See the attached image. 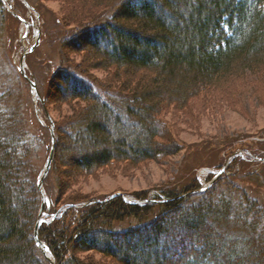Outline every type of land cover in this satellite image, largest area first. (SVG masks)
Segmentation results:
<instances>
[{"label":"trees","instance_id":"trees-1","mask_svg":"<svg viewBox=\"0 0 264 264\" xmlns=\"http://www.w3.org/2000/svg\"><path fill=\"white\" fill-rule=\"evenodd\" d=\"M67 1L74 14L98 7L103 15L64 37V48L84 54L82 61L66 57L45 89L27 73L40 110L24 97L30 85L17 88L7 76L9 65L19 72L13 60L0 57V264H49L34 233L39 147L48 157L51 122L56 148L40 237L56 264H98L94 255L114 264H264V204L258 188L235 182L250 173L233 171L261 165L264 154L247 163L234 158L204 192L197 185L163 197L138 192L133 203L125 195L63 198L104 168L179 155L169 109L187 110L201 98L228 105L251 81L255 91L264 88V0ZM94 71L110 73L108 80ZM55 101L71 111L60 122L49 109Z\"/></svg>","mask_w":264,"mask_h":264},{"label":"rangeland","instance_id":"rangeland-1","mask_svg":"<svg viewBox=\"0 0 264 264\" xmlns=\"http://www.w3.org/2000/svg\"><path fill=\"white\" fill-rule=\"evenodd\" d=\"M25 1L27 4L21 0L20 3L2 0L3 5L0 4V57L5 64L8 58L12 59L18 69L25 51L38 42L36 49L25 58V69L31 76H36L45 89L46 81L66 61V57L70 63L80 62L84 58V54L64 48V37L79 29L77 26L80 22L101 19L100 14L103 13L98 7L94 11L91 8L92 15L82 17L78 12L74 14L76 11L72 9V2L67 0ZM6 72L17 88L26 87L25 78L11 65L7 66ZM92 74L104 83L110 73L94 71ZM254 86V81L244 88L238 86L241 94L234 101H229L228 105L225 100L210 104L209 99L201 98L187 110L176 112L169 109L165 120L169 123L172 136L183 147L179 155L140 165L122 163L104 168L94 176L79 179L63 198L66 201L97 200L119 194L125 195L127 201L133 203L136 201L134 194L138 192H147L149 198H154L163 197L167 191L181 193L188 186L197 185L201 189L211 187L217 180L211 185L214 178L224 167L225 172L220 176L226 174L236 157L245 163L250 162V157L259 161V155L264 154V88L259 87L257 92ZM39 96V90L37 95L32 90L30 95L26 90L24 93V97L30 98L37 110H40L37 102ZM49 109L59 122L71 115L69 107L58 101L52 102ZM39 116L41 122H45L41 111ZM39 152L37 165L42 173L48 157L40 147ZM244 166L237 164L233 171L243 170L244 175L248 171L250 175H237L235 182L239 186L258 188L257 194L264 204V160L261 165H249L247 169ZM100 258L94 255V262L114 264Z\"/></svg>","mask_w":264,"mask_h":264},{"label":"water","instance_id":"water-1","mask_svg":"<svg viewBox=\"0 0 264 264\" xmlns=\"http://www.w3.org/2000/svg\"><path fill=\"white\" fill-rule=\"evenodd\" d=\"M38 45V42L29 50L25 51L24 55L21 58V64H20V74L21 76H23V78H25V80L29 83L30 88L32 90V92H35L36 95L38 94V90H37V86L35 84V82H33L29 76L27 75L26 69H25V58L27 56V54L32 53L36 47ZM48 118H50L49 114H48ZM52 127L50 128V132H51V149L47 158V161L45 163V166L43 168V171L41 173V175L39 176L38 179V189L41 193V197H42V206H41V210H40V214L38 217V221L36 223L35 226V242L37 247L40 249V251L42 252V254L44 255V257L46 258V260L50 263V264H56L55 262V258L50 254L49 248L47 247V245L41 240L40 238V227L42 225V223L44 222V204L46 201V196H45V190H44V181L46 179V177L48 176L52 164H53V160H54V154H55V148H56V135H55V130H54V124L51 122ZM226 167L223 168V170H221V172L219 173L218 176H216L214 178V180L211 182V185L213 184V182L218 179L220 177V175L225 172ZM208 187H204L203 189H201L200 191L203 192L205 191ZM119 194H115L113 197L118 196Z\"/></svg>","mask_w":264,"mask_h":264}]
</instances>
